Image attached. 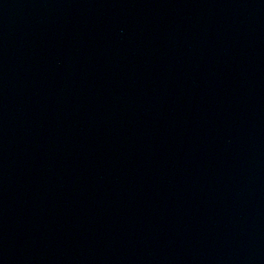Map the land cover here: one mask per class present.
Wrapping results in <instances>:
<instances>
[{"label":"water","instance_id":"water-1","mask_svg":"<svg viewBox=\"0 0 264 264\" xmlns=\"http://www.w3.org/2000/svg\"><path fill=\"white\" fill-rule=\"evenodd\" d=\"M0 264H264V0H0Z\"/></svg>","mask_w":264,"mask_h":264}]
</instances>
